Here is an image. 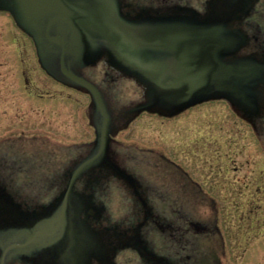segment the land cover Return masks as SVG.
Here are the masks:
<instances>
[{
  "label": "rangeland",
  "instance_id": "374dc122",
  "mask_svg": "<svg viewBox=\"0 0 264 264\" xmlns=\"http://www.w3.org/2000/svg\"><path fill=\"white\" fill-rule=\"evenodd\" d=\"M203 1L181 15L197 23L176 21L204 37L175 35L188 49L178 66L138 33L164 21L134 20L137 0H0V264H35L43 239L84 244L86 259L135 239L132 251L159 264H264V33L243 49L247 33L215 21ZM225 44L213 94L208 76ZM62 54L67 72L99 89L111 120L106 155L76 178L65 215L72 174L98 147L89 120L99 112ZM165 65L178 78L169 68L142 77ZM232 85L254 104L231 96ZM193 98L188 109L166 107ZM9 237L22 243L11 259Z\"/></svg>",
  "mask_w": 264,
  "mask_h": 264
},
{
  "label": "flooded vegetation",
  "instance_id": "af4514ba",
  "mask_svg": "<svg viewBox=\"0 0 264 264\" xmlns=\"http://www.w3.org/2000/svg\"><path fill=\"white\" fill-rule=\"evenodd\" d=\"M137 1L140 3L137 2L139 3L138 9L137 12H133V15L135 16L134 20H137L139 23L143 20H146L145 23H147L149 22V19H155L156 22L158 20L174 22L183 21L194 24L197 22L181 18V15L189 13L190 10L193 12L194 8L198 10L204 7L203 0ZM209 5L215 10V21H221L226 26H240L239 29H241L244 33H247L248 39H244L243 49L250 48L249 46H251L252 38H254L255 35L264 33V0H212ZM92 211L96 212V210ZM116 211L117 209L112 208L110 213L108 212L109 216H116L118 214ZM65 212L66 211L63 212V215H65ZM60 216L61 215H57L52 218V228L55 227V222L62 218ZM13 226H16V224H13ZM190 227H192L194 231L200 233L206 231V228L202 225H190ZM39 234L42 235L43 232L40 231ZM73 235L76 236L77 234L73 232ZM76 238L81 241L82 235H78ZM8 241L9 244L5 249L6 253L8 252L7 254H9L11 259L10 253L16 251V249L19 247V244L22 246V243H17L18 241L16 242L14 239H12V237H9ZM42 241H44L43 244ZM42 241L38 244L40 248L39 254L34 257H28L33 259L35 264H38V261H42L41 264H159L162 260L163 262L165 261L163 257L157 255L155 256L154 253L151 251L148 252V250H145L143 247H138L137 250L133 252L138 245L135 239H131L128 242H106L105 244L118 245L111 247L109 245V247L106 246L104 248L99 246V255H94L89 259H86L83 254L84 244H74L71 246L67 241L65 244L63 241H56L51 246H46L45 239ZM8 247L11 249L9 248V250ZM128 252L130 257H122L124 256V253ZM6 253L4 254L5 257H2V261L4 258H6ZM62 253L64 254L63 256ZM132 253H139L141 256H132ZM100 254H102V256L98 261L97 257H99ZM186 259H190V257H186ZM176 260H181V258H177Z\"/></svg>",
  "mask_w": 264,
  "mask_h": 264
},
{
  "label": "water",
  "instance_id": "95a60500",
  "mask_svg": "<svg viewBox=\"0 0 264 264\" xmlns=\"http://www.w3.org/2000/svg\"><path fill=\"white\" fill-rule=\"evenodd\" d=\"M67 2H69V0H67ZM20 9V8H19ZM65 8L63 7V10H64ZM56 11L57 13H58V17H57V19L59 18V16H60V14L61 13H63L64 11ZM41 17H44V15L43 16H41ZM40 17V18H41ZM39 18V19H40ZM118 20H119V18H118ZM169 22H173V21H164V22H160L161 23V25H164V27H162V28H159V27H150V28H143L142 26H140L138 29H145V31L144 32H138V33H140V34H142L143 35V37H146V39L148 40V41H150L151 43V45L153 44V45H157V44H159V46H156L157 47V49H160L162 52H164L165 54H169V55H171V57L172 56H174V57H176V58H179V62L180 63H177L178 64V66H180V64L182 63L183 64V61H181V57H183L185 54H187L188 53V49L187 48H185V47H181L180 46V43H181V41L183 40V39H176L175 38V35L176 34H181V35H184V37L186 38V40H195V41H197V40H199V39H202V38H204V37H199L198 36V32H197V30H194V28H191V27H189L188 25H183L182 23L181 24H179V22H173V23H169ZM167 23V24H166ZM56 24V23H55ZM55 24H54V26H55ZM177 25H183L184 26V28L183 27H179V26H177ZM188 26V27H187ZM193 26V25H192ZM203 28V27H202ZM205 28V27H204ZM137 29V30H138ZM217 30H218V28H217ZM140 31V30H139ZM193 31L195 32V33H193ZM133 33H135L134 31H133ZM157 37H160L161 39H163V40H166V41H168V42H171V43H173V45L172 44H169V45H165V44H163L162 42L161 43H158L157 42ZM218 37V36H217ZM44 38V37H43ZM219 38V37H218ZM104 39V38H103ZM46 41H49V42H55L54 40L55 39H53V40H48L47 38L45 39ZM105 40V39H104ZM219 41H221V40H219ZM215 42H217V41H215ZM224 42V41H223ZM57 43V42H56ZM55 44V43H54ZM226 45L227 44H225V46H219V47H215V60H214V68H213V71L209 74V80L211 79V83H210V85H209V89H210V92L211 93H213V94H215V91H213V89H214V83H218V80L216 79V75L218 74V72H219V69L221 68L220 67V65H218V64H216V52L217 51H219V50H222L223 48H225L226 47ZM64 50V49H63ZM61 51V50H60ZM114 53V52H113ZM112 53V54H113ZM115 54V53H114ZM65 54H62V56H61V63H62V65H61V67H62V70L66 73V74H68V76H70L71 78H73L74 80H77L78 82H80L82 85H79L80 87H83V88H85L88 92H90V94L93 96V100H94V104H95V107H96V109L98 110V112H99V115L102 117V123H101V126H100V128H99V140H98V143H97V145H98V147H97V152H96V154L93 156V157H91V158H89V159H87L86 161H84V162H82L75 170H74V172H73V174H72V177H71V180H70V183H69V186H68V190H67V193L66 194H68L69 193V190H70V188H71V186H72V184L74 183V181H75V179L81 174V172L85 169V168H88V167H90V166H92V165H94L96 162H98V161H100L101 160V157H103V156H105L106 155V147H107V144H108V139H109V133H110V130H111V120H110V117H109V114H108V111H107V108H106V106H105V104L103 103V101H102V98H101V93H100V91H99V89L94 85V84H92L91 82H89V81H87V80H85V79H83V78H79V77H76L75 75H73L72 73H70V72H67V70L65 69L66 68V66L64 65V63H63V60L65 59ZM115 56H116V54H115ZM157 64H159V63H157ZM165 64V63H164ZM161 65V64H160ZM257 65H260V64H257ZM264 65V64H263ZM123 66V65H122ZM127 68V70L129 71V72H134L135 70H132L134 67H126ZM166 68H169L170 70H171V73H173L174 75H175V77L176 78H178V74H177V72H180V68L176 71H174L173 72V70L171 69V67L169 66V65H165L164 67H162V69H161V71H160V73H159V75L158 76H153V75H147V76H142L144 79H146V78H148V77H151V78H153V77H156V78H158L159 76H160V74L162 73V71H164ZM176 68V67H175ZM174 68V69H175ZM255 70H256V68L254 67V74H255ZM239 71V70H238ZM202 72H204V70H202ZM236 71H233V73H235ZM138 73H139V71H138ZM233 73H232V75H233ZM63 74V73H62ZM64 75V74H63ZM232 83H233V81H231ZM175 83V81L174 82H168V83H165V84H171V85H173ZM247 83H248V81H247ZM157 85L158 84H156V86L155 87H157ZM238 85V84H237ZM237 85H234V87L236 88V90L237 91H240V93L238 94V95H234V92L232 91V89L230 88V87H233V85L232 86H229V91L231 92V96H234V97H237V96H240L239 98H240V100L241 101H243V102H245V103H247V104H251V105H253L254 103H249V102H246L245 100H244V98H243V96H242V94H244V93H249V91H244V90H242V87L240 86V87H237ZM154 87V88H155ZM240 88V89H239ZM229 92V93H230ZM241 94V95H240ZM151 102H150V104H149V106H147V108L146 109H151L153 106H155L156 105V101L155 100H150ZM195 104L196 103V100L193 98V99H188V100H186V101H184V102H179V103H174V104H167V106L166 107H168V109H178V110H183V109H185V108H187V107H189L191 104ZM146 106V105H145ZM144 107V106H143ZM65 210V203L63 204V211ZM61 217V216H60Z\"/></svg>",
  "mask_w": 264,
  "mask_h": 264
},
{
  "label": "trees",
  "instance_id": "16d2710c",
  "mask_svg": "<svg viewBox=\"0 0 264 264\" xmlns=\"http://www.w3.org/2000/svg\"><path fill=\"white\" fill-rule=\"evenodd\" d=\"M57 80H60V79H57ZM73 83V82H72ZM74 84V83H73ZM72 86H74V88H76L77 87V89L80 87H78V85L76 86L75 84L74 85H72ZM81 88H83V87H81ZM84 90H86L85 88H83ZM87 91V90H86ZM90 93V92H89ZM90 96H91V98H92V102H94V100H93V96L91 95V94H89ZM95 121V122H94ZM94 121L91 119V121L89 120V125L92 127V129H93V132H94V137H93V142H95L96 143V145H97V143H98V140H99V128H100V126H101V123H102V117L99 115V117L98 118H96V119H94ZM96 150V151H95ZM94 150V152L91 154V155H89V156H87V157H85L84 159H82V161L79 163V164H81L82 162H84V161H86L87 159H89V158H91V157H93L95 154H96V152H97V148ZM78 164V165H79Z\"/></svg>",
  "mask_w": 264,
  "mask_h": 264
}]
</instances>
